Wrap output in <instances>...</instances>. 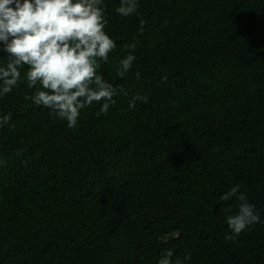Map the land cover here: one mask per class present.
<instances>
[{
	"label": "trees",
	"instance_id": "trees-1",
	"mask_svg": "<svg viewBox=\"0 0 264 264\" xmlns=\"http://www.w3.org/2000/svg\"><path fill=\"white\" fill-rule=\"evenodd\" d=\"M119 3L103 0L116 49L99 72L129 96L107 115L90 106L69 129L26 83L0 98L15 125L0 130V264H158L167 249L264 264V0H139L129 17ZM133 92L148 102L130 109ZM237 184L261 222L230 241L237 201L220 196Z\"/></svg>",
	"mask_w": 264,
	"mask_h": 264
},
{
	"label": "clouds",
	"instance_id": "clouds-1",
	"mask_svg": "<svg viewBox=\"0 0 264 264\" xmlns=\"http://www.w3.org/2000/svg\"><path fill=\"white\" fill-rule=\"evenodd\" d=\"M139 0H120L116 13L129 17L138 13ZM144 20H140L141 31ZM108 19L103 0H0V51L6 59L0 62V98L7 96L22 82L33 93L25 96L34 105L49 110V115L76 127L81 110L99 104L97 116L107 115L114 97L129 96L122 85L117 87L100 74L101 63H108L116 42L107 33ZM135 42L125 45L127 54L117 62L116 74L125 78L136 60ZM140 78V73H135ZM167 81V75L161 77ZM148 97L133 92L128 106ZM11 114L0 116V130L11 124ZM19 154V152L17 153ZM5 161L0 160V165ZM239 185L220 196L235 199L236 211H226L228 228L234 240L250 225L261 222L258 210L249 202ZM173 252L161 253L158 264H172ZM186 255L184 259H190ZM176 264H181L178 260Z\"/></svg>",
	"mask_w": 264,
	"mask_h": 264
}]
</instances>
